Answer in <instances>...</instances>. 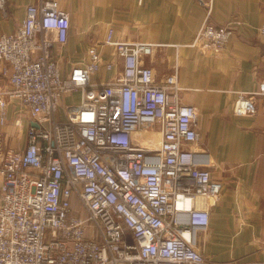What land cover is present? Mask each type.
I'll return each mask as SVG.
<instances>
[{"label": "built area", "instance_id": "obj_1", "mask_svg": "<svg viewBox=\"0 0 264 264\" xmlns=\"http://www.w3.org/2000/svg\"><path fill=\"white\" fill-rule=\"evenodd\" d=\"M210 13L211 1L192 45L220 52L234 26ZM70 27L58 0H42L0 35V59L11 66L4 94L37 123L0 165V264H221L198 248V234L210 224L206 201L224 184L194 147L199 112L182 101L177 71L157 82L143 58L159 44L115 39L110 26L104 43L113 57L91 46L89 60L66 72L54 48L68 42ZM259 32L264 38V24ZM103 67L117 71L93 81ZM77 91L79 102H65ZM263 93L264 81L241 92L235 112L255 113Z\"/></svg>", "mask_w": 264, "mask_h": 264}, {"label": "crops", "instance_id": "obj_2", "mask_svg": "<svg viewBox=\"0 0 264 264\" xmlns=\"http://www.w3.org/2000/svg\"><path fill=\"white\" fill-rule=\"evenodd\" d=\"M42 0H6L0 3V35L14 32L27 14V6ZM70 13L68 42L54 54L66 72L89 60L97 46L104 60L113 57L105 44L106 32L115 39L158 43L144 56L157 82L175 70L185 104L198 108L201 139L194 147L205 152L212 176L223 182L218 198L206 201L210 224L199 231L198 248L221 264H264V93L257 95V111L237 114L241 92H254L264 81V0H58ZM231 23L234 32L220 52L192 45L207 18ZM116 70L102 68L95 82L111 79ZM11 66L0 59V93L7 100V118L0 121V165L8 148H24L32 122L29 110L11 89ZM79 95L76 98V95ZM79 102V91L64 97ZM1 202V180H0Z\"/></svg>", "mask_w": 264, "mask_h": 264}, {"label": "water", "instance_id": "obj_3", "mask_svg": "<svg viewBox=\"0 0 264 264\" xmlns=\"http://www.w3.org/2000/svg\"><path fill=\"white\" fill-rule=\"evenodd\" d=\"M33 125H37V123H33Z\"/></svg>", "mask_w": 264, "mask_h": 264}, {"label": "rangeland", "instance_id": "obj_4", "mask_svg": "<svg viewBox=\"0 0 264 264\" xmlns=\"http://www.w3.org/2000/svg\"><path fill=\"white\" fill-rule=\"evenodd\" d=\"M76 96H77L76 98H78L79 95L77 94Z\"/></svg>", "mask_w": 264, "mask_h": 264}, {"label": "bare ground", "instance_id": "obj_5", "mask_svg": "<svg viewBox=\"0 0 264 264\" xmlns=\"http://www.w3.org/2000/svg\"><path fill=\"white\" fill-rule=\"evenodd\" d=\"M20 25H21V24H20ZM20 25H19V26H20ZM19 26H18V27H19Z\"/></svg>", "mask_w": 264, "mask_h": 264}]
</instances>
